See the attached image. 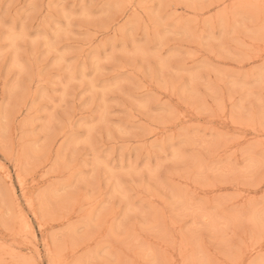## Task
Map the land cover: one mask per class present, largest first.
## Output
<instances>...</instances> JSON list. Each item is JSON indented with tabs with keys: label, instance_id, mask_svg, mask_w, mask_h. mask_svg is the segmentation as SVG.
<instances>
[{
	"label": "rangeland",
	"instance_id": "374dc122",
	"mask_svg": "<svg viewBox=\"0 0 264 264\" xmlns=\"http://www.w3.org/2000/svg\"><path fill=\"white\" fill-rule=\"evenodd\" d=\"M0 264H264V0H0Z\"/></svg>",
	"mask_w": 264,
	"mask_h": 264
}]
</instances>
